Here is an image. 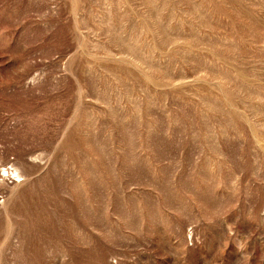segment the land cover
Returning a JSON list of instances; mask_svg holds the SVG:
<instances>
[{"label": "rangeland", "instance_id": "rangeland-1", "mask_svg": "<svg viewBox=\"0 0 264 264\" xmlns=\"http://www.w3.org/2000/svg\"><path fill=\"white\" fill-rule=\"evenodd\" d=\"M0 264H264V0H0Z\"/></svg>", "mask_w": 264, "mask_h": 264}]
</instances>
